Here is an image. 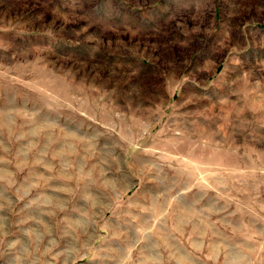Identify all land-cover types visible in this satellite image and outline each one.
<instances>
[{"label":"rangeland","instance_id":"rangeland-1","mask_svg":"<svg viewBox=\"0 0 264 264\" xmlns=\"http://www.w3.org/2000/svg\"><path fill=\"white\" fill-rule=\"evenodd\" d=\"M262 115L264 0H0V264H264Z\"/></svg>","mask_w":264,"mask_h":264},{"label":"crops","instance_id":"crops-1","mask_svg":"<svg viewBox=\"0 0 264 264\" xmlns=\"http://www.w3.org/2000/svg\"><path fill=\"white\" fill-rule=\"evenodd\" d=\"M263 104V103H262ZM261 104V105H262ZM258 107L260 108V104L258 105ZM263 110V106L261 107V111ZM258 112H260V110L258 111ZM257 118H259V116H257ZM262 118H264V115H262V117H260L259 118V121H261L262 120ZM260 128H264V124L263 125H261V127H259V133L257 132V136H261L262 137V139H264V133L260 130Z\"/></svg>","mask_w":264,"mask_h":264}]
</instances>
